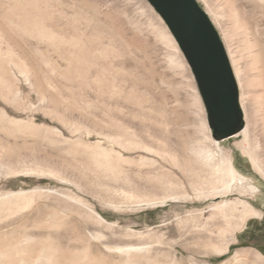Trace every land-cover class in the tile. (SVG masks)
I'll use <instances>...</instances> for the list:
<instances>
[{
	"label": "rangeland",
	"instance_id": "374dc122",
	"mask_svg": "<svg viewBox=\"0 0 264 264\" xmlns=\"http://www.w3.org/2000/svg\"><path fill=\"white\" fill-rule=\"evenodd\" d=\"M197 1L235 76L241 70L248 141L243 130L214 137L195 76L148 0H0V110L22 122L0 125V197L29 193L0 204V251L32 235L35 251L54 247V264H253V253L264 256V4ZM199 147L214 150L218 165L222 149L259 191L208 196L212 176L193 156ZM168 195L176 199L139 206ZM236 199L263 216L220 254L227 223L213 208ZM12 252L6 262L22 257Z\"/></svg>",
	"mask_w": 264,
	"mask_h": 264
},
{
	"label": "water",
	"instance_id": "95a60500",
	"mask_svg": "<svg viewBox=\"0 0 264 264\" xmlns=\"http://www.w3.org/2000/svg\"><path fill=\"white\" fill-rule=\"evenodd\" d=\"M178 42L207 111L215 138L243 130L239 85L221 36L197 0H148Z\"/></svg>",
	"mask_w": 264,
	"mask_h": 264
},
{
	"label": "bare ground",
	"instance_id": "6f19581e",
	"mask_svg": "<svg viewBox=\"0 0 264 264\" xmlns=\"http://www.w3.org/2000/svg\"><path fill=\"white\" fill-rule=\"evenodd\" d=\"M258 1H260L261 3L264 4V0H258ZM31 6H33V5H31ZM210 8H211V12H213L215 14V16L218 17L219 15H218V12L215 10V8L213 6H211V5H210ZM42 32H43V30H42ZM49 37H51V36H49ZM240 71H239V69H237V71H236V79L239 80V83L242 86L241 79H240ZM3 121H8L9 123L16 124L18 126L22 123V122H20L18 120L11 119L7 115V113L5 111L0 110V125H1V122H3ZM29 127H31L33 129L34 126L32 124H30ZM249 133H250L249 125L247 124L246 128L243 131H241V134L244 136L245 141H248ZM128 147H130V146H128ZM219 150H218V152H219ZM100 151H101V153L103 155L106 154L105 150H100ZM212 151H214V150L203 148V147H199V148H197V149H195L193 151V156L196 159V161L199 164H201L202 167L207 168L209 170V173L212 176V180H211L212 183L211 184L213 186H212V188H211L212 190L209 192L208 196H220V195L228 194L230 192H234L235 190L240 192V193H254V192L259 191V189L254 184L251 183V181L249 180L248 177L242 175L235 168V166L233 164V159H232V157L230 155L226 154L221 149L220 150V156L221 157L219 158V159H221V163L218 165L216 163L217 158H216V156H214L217 153L215 154L213 152L214 153L213 154ZM244 152L248 154V156L251 158V160H252L253 164L256 166V168L261 170L259 162H258L256 156L251 152L249 146H246L244 148ZM101 153L99 152L100 158H101ZM105 156L106 155H104L103 158H105ZM107 157L108 156H106V159H107ZM103 158L102 159H97L96 162L102 167H106V168L107 167L109 168V166L111 167L112 165L109 163L110 161L107 162V161H105V159L103 161ZM1 169H2V166L0 165V171H1ZM156 186L157 185H154L153 187L156 188ZM28 194L29 193L24 192V191H20V192H17V193H13L12 192V193L6 194L4 197H0V204L2 203L4 207L7 205V207H5L7 209L9 207L8 206L9 204H13L14 203V201L12 200L13 198H22V199H24V198H26L28 196ZM199 198H201V197H199ZM173 199H176V198H174L172 196H169V195L165 196V197L147 198V199L142 200L140 202L139 206L140 207H143V206H146V207L148 206L149 207V206H157V205H161L162 206V204H165L169 200L171 201ZM17 205H18V203H17ZM3 206H1V207H3ZM12 207H13V205H12ZM3 208H1V209H3ZM213 210L217 211L218 214L220 215V217H222L221 219H223L227 223L226 226H224V227L222 226V228H220V233L223 234V239H222L223 241L221 242L220 245L217 244V247H215L216 251L218 253H220V254H225V253L229 252L233 241L234 240L236 241V232L239 229L242 230V228L245 227V224L247 223V221L249 219H251V218H261L263 216L261 211L256 209L254 206H252L248 202L240 200V199H236V200H232V201H225V202H223L221 204H218V205L214 206ZM0 212H2V211H0ZM91 212L101 222L106 223V224H110L95 209L92 208ZM211 217H214V216L211 215ZM35 239H37V238L32 237V235H24V238L22 240H20L17 243L15 242L16 243L15 246H11V248H10L11 250L3 248V250L0 251V264H52L53 261H55L52 258L54 247L51 246V245L50 246L48 245V247L47 246H43L42 249L39 247L41 250L37 252V250L35 251L33 249L34 247H32L30 245L31 242H33V241L35 242L36 241ZM29 245L32 248H30ZM3 246H4V244H3ZM13 250H15L17 252L16 255L18 254V255H21L22 257L21 258L17 257V258H20L19 260L18 259H14V258L8 259V262H6L7 256L11 255V253H14V252H12ZM253 255H254V259H255L253 264H264V256L260 252L256 251L255 253H253ZM238 256H240L239 252H237L235 254L236 259H237Z\"/></svg>",
	"mask_w": 264,
	"mask_h": 264
}]
</instances>
